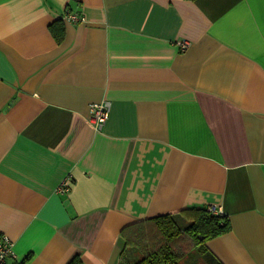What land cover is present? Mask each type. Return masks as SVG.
<instances>
[{
  "label": "crops",
  "instance_id": "crops-1",
  "mask_svg": "<svg viewBox=\"0 0 264 264\" xmlns=\"http://www.w3.org/2000/svg\"><path fill=\"white\" fill-rule=\"evenodd\" d=\"M208 206L179 263L264 264V0H0L7 264H130Z\"/></svg>",
  "mask_w": 264,
  "mask_h": 264
},
{
  "label": "trees",
  "instance_id": "trees-1",
  "mask_svg": "<svg viewBox=\"0 0 264 264\" xmlns=\"http://www.w3.org/2000/svg\"><path fill=\"white\" fill-rule=\"evenodd\" d=\"M154 225L158 234L153 248L132 264H180L184 246H198L200 250L205 240L230 229L226 216L213 215L207 208L185 211L177 218L170 215L154 218ZM67 264H82L81 257L76 255Z\"/></svg>",
  "mask_w": 264,
  "mask_h": 264
},
{
  "label": "built area",
  "instance_id": "built-area-1",
  "mask_svg": "<svg viewBox=\"0 0 264 264\" xmlns=\"http://www.w3.org/2000/svg\"><path fill=\"white\" fill-rule=\"evenodd\" d=\"M64 18L71 21H83V18L78 14H73L66 12ZM182 47H186V45L182 44ZM110 112V103L108 101H102L98 103H91L88 107V120L93 128L100 130L105 125L106 121L108 120ZM68 191V187L66 182H62L58 187L59 193H66ZM207 210L213 215H223L222 210L220 207L216 206H208ZM15 254L13 251V243L10 239L2 235L0 238V264H7V260L9 258H14Z\"/></svg>",
  "mask_w": 264,
  "mask_h": 264
},
{
  "label": "rangeland",
  "instance_id": "rangeland-1",
  "mask_svg": "<svg viewBox=\"0 0 264 264\" xmlns=\"http://www.w3.org/2000/svg\"><path fill=\"white\" fill-rule=\"evenodd\" d=\"M181 264H183V261H181Z\"/></svg>",
  "mask_w": 264,
  "mask_h": 264
}]
</instances>
